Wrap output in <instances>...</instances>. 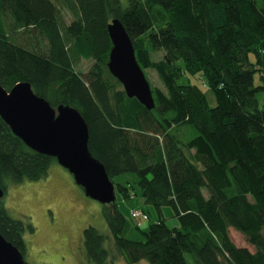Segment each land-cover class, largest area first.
<instances>
[{
	"label": "trees",
	"instance_id": "16d2710c",
	"mask_svg": "<svg viewBox=\"0 0 264 264\" xmlns=\"http://www.w3.org/2000/svg\"><path fill=\"white\" fill-rule=\"evenodd\" d=\"M64 11L73 18L68 25ZM113 19L144 72L153 69L162 81L164 89L150 83L153 110L128 98L109 71ZM149 48L164 52L162 60L153 61ZM81 58L93 60L85 74L76 70ZM184 74L204 82L215 107L191 80L180 84ZM23 82L53 108L79 111L89 151L116 196L130 200L138 187L137 197L157 213L136 241L124 236L127 220L116 203L106 208L111 236L84 231L90 264L115 263L108 239L128 264H189L186 255L194 264H264V0H0V85L10 91ZM53 160L28 148L0 116L5 195L6 180L46 179ZM124 174L136 179L115 181ZM164 207L179 227L167 226ZM134 210L151 219L146 207ZM231 229L255 252L238 247ZM27 232L33 225L13 219L0 199V233L23 256Z\"/></svg>",
	"mask_w": 264,
	"mask_h": 264
},
{
	"label": "rangeland",
	"instance_id": "374dc122",
	"mask_svg": "<svg viewBox=\"0 0 264 264\" xmlns=\"http://www.w3.org/2000/svg\"><path fill=\"white\" fill-rule=\"evenodd\" d=\"M63 13L66 24H70L73 21L72 16L67 11ZM28 35L27 37L31 38L30 34ZM42 41V46L46 50L47 39ZM151 56L153 61H160L164 57V52L152 50ZM92 65L93 60L81 58L76 65V70L85 74ZM146 76L153 87L164 89L155 70H146ZM189 80L206 93L209 106L215 107L217 103L213 93L200 79L193 78L192 80V76L184 74L180 79V84H186L190 82ZM259 99L263 104L264 96L259 95ZM48 175L41 181H24L20 184L6 180L7 191L3 202L9 215L25 224L30 223L35 228L34 233L25 234V262L26 264H90L86 257L84 231L88 227H94L101 234L111 236L104 212L106 208L112 209L113 205H103L87 196L84 189L76 184L74 176L57 160L51 163ZM135 179L136 176L133 174H124L117 176L115 181L124 183L133 182ZM136 193L139 195L138 187L130 200H124L117 195L116 205L127 220L128 228L124 236L132 240L143 241L142 233L149 230L150 225L157 221L158 216L152 206L145 205L144 199L141 196L137 197ZM141 207H146L151 211V219L137 229L130 213L132 208L141 209ZM163 214L169 228L179 227V221L174 217L171 207H164ZM230 236L238 247L248 248L251 252H255L254 247L249 245L239 232L231 229ZM104 247L111 252L114 264H128L118 251L113 239L106 240ZM186 259L189 264H194L192 256L186 255ZM135 264L149 263L141 261Z\"/></svg>",
	"mask_w": 264,
	"mask_h": 264
},
{
	"label": "water",
	"instance_id": "95a60500",
	"mask_svg": "<svg viewBox=\"0 0 264 264\" xmlns=\"http://www.w3.org/2000/svg\"><path fill=\"white\" fill-rule=\"evenodd\" d=\"M108 34L112 43L108 62L111 75L120 82L128 98L153 110L151 84L119 19L109 23ZM0 116L28 148L55 158L91 199L103 205L116 203L115 185L104 165L89 151V127L79 111L63 105L53 108L33 91L30 83L23 82L10 91L0 85ZM4 196L0 186V199ZM0 264H26L22 253L1 233Z\"/></svg>",
	"mask_w": 264,
	"mask_h": 264
},
{
	"label": "built area",
	"instance_id": "2783aa9c",
	"mask_svg": "<svg viewBox=\"0 0 264 264\" xmlns=\"http://www.w3.org/2000/svg\"><path fill=\"white\" fill-rule=\"evenodd\" d=\"M132 219L136 226H141L143 222L148 220V215L142 210H134L131 213Z\"/></svg>",
	"mask_w": 264,
	"mask_h": 264
},
{
	"label": "bare ground",
	"instance_id": "6f19581e",
	"mask_svg": "<svg viewBox=\"0 0 264 264\" xmlns=\"http://www.w3.org/2000/svg\"><path fill=\"white\" fill-rule=\"evenodd\" d=\"M120 83V82H119Z\"/></svg>",
	"mask_w": 264,
	"mask_h": 264
}]
</instances>
